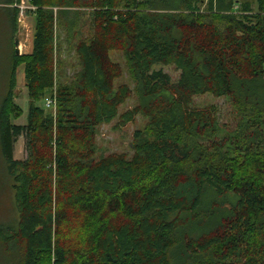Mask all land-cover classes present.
Wrapping results in <instances>:
<instances>
[{
    "label": "trees",
    "instance_id": "16d2710c",
    "mask_svg": "<svg viewBox=\"0 0 264 264\" xmlns=\"http://www.w3.org/2000/svg\"><path fill=\"white\" fill-rule=\"evenodd\" d=\"M20 1L0 0L13 30ZM30 3L32 51L14 49L0 104L14 191L0 264H264V0ZM62 43L77 55L71 77ZM23 63L30 107L17 124ZM49 93L56 113L39 105ZM203 95L228 98L234 128L196 105ZM138 115L132 155H99V126Z\"/></svg>",
    "mask_w": 264,
    "mask_h": 264
},
{
    "label": "rangeland",
    "instance_id": "374dc122",
    "mask_svg": "<svg viewBox=\"0 0 264 264\" xmlns=\"http://www.w3.org/2000/svg\"><path fill=\"white\" fill-rule=\"evenodd\" d=\"M253 1V0H245ZM20 5V7H19ZM22 6L24 8H22ZM20 9L18 16L17 33L15 34V39L18 38L20 45L23 46V51L29 53L31 46L33 44V38L35 33V16L32 14L30 0H21L18 3ZM204 7V5L202 6ZM9 11L0 8V104L6 94L7 85L9 82V76L11 72V55L13 53V27L10 21ZM87 28L86 32H88ZM86 33V37H87ZM57 36L59 42L63 41V32L58 29ZM63 44V43H62ZM60 57L66 61V75L65 77H71L76 71H78V61L77 55L73 50H69L67 44L62 45V50ZM114 59L117 62L123 63L124 59L120 52L114 54ZM25 64H21L18 68L17 76V87L15 89L14 107L10 108L12 110V119L17 124H26L28 120V112L30 107V98L28 94V88L26 86L25 80ZM171 73L176 74L177 72L173 68H168ZM129 82L125 77L117 80V83ZM55 91V90H54ZM52 93V91H51ZM49 93L48 96L51 94ZM136 96H131L127 101L121 105L119 108L120 114L132 108L136 104ZM195 103L198 106H203L208 103H214L217 105L221 112L222 122L225 123L226 127L232 129L237 123V118L230 106V101L226 97L215 98L211 95L197 96L195 98ZM44 101L39 102V105H43ZM22 109L20 114L18 111ZM52 111V108H47ZM146 118L142 115H138L134 122H128L126 125H121L119 123L118 117L111 122L103 123L99 126V133L96 138L99 145V155L108 154L111 152H126L132 155L133 148L132 144L134 142V134L137 129L142 128L146 123ZM14 156L16 158L22 159L27 157L26 151V141L22 136L18 139L15 144ZM4 161L2 158L0 150V221L6 219L9 210L13 208L14 201V191L11 186L9 177H7L6 172H4ZM16 214V213H14Z\"/></svg>",
    "mask_w": 264,
    "mask_h": 264
},
{
    "label": "built area",
    "instance_id": "2783aa9c",
    "mask_svg": "<svg viewBox=\"0 0 264 264\" xmlns=\"http://www.w3.org/2000/svg\"><path fill=\"white\" fill-rule=\"evenodd\" d=\"M19 7H20V5H19ZM31 7L33 9H35V6L31 5ZM22 8H24V7L22 6ZM19 49H20V52H22V50H23L22 44H21V46H19ZM53 96L54 95L46 96L45 99H44V104H45L46 108H52L53 109L52 111L54 113H56V100H55V98Z\"/></svg>",
    "mask_w": 264,
    "mask_h": 264
},
{
    "label": "crops",
    "instance_id": "0c3cea01",
    "mask_svg": "<svg viewBox=\"0 0 264 264\" xmlns=\"http://www.w3.org/2000/svg\"><path fill=\"white\" fill-rule=\"evenodd\" d=\"M17 25H18V23H17ZM17 30H18V28L16 27V29L14 28V30H13V32H12V37H13V40L15 39V34L17 33ZM24 45H26V44H24ZM24 45H22V46H24ZM31 47H33V44H32V46ZM13 48H15V45L13 46ZM14 50V49H13ZM16 51V50H15ZM32 51V48H31V50L29 49V53ZM27 53H28V51H27ZM27 53H25V51H23L22 50V52H20V55L21 54H27ZM17 54V53H16ZM20 66V65H19ZM19 68V67H18ZM17 73H18V69H17Z\"/></svg>",
    "mask_w": 264,
    "mask_h": 264
},
{
    "label": "water",
    "instance_id": "95a60500",
    "mask_svg": "<svg viewBox=\"0 0 264 264\" xmlns=\"http://www.w3.org/2000/svg\"><path fill=\"white\" fill-rule=\"evenodd\" d=\"M20 41L18 38L15 39V50L16 53L19 55L20 54V49H19Z\"/></svg>",
    "mask_w": 264,
    "mask_h": 264
}]
</instances>
